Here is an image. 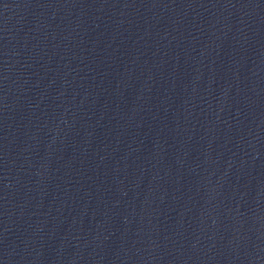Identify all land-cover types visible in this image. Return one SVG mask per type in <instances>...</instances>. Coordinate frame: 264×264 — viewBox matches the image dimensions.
Segmentation results:
<instances>
[{
	"label": "water",
	"instance_id": "obj_1",
	"mask_svg": "<svg viewBox=\"0 0 264 264\" xmlns=\"http://www.w3.org/2000/svg\"><path fill=\"white\" fill-rule=\"evenodd\" d=\"M0 264H264V0H0Z\"/></svg>",
	"mask_w": 264,
	"mask_h": 264
}]
</instances>
